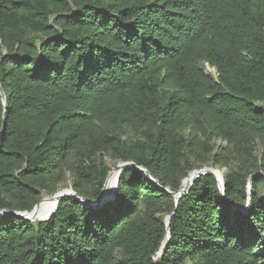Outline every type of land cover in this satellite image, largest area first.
Wrapping results in <instances>:
<instances>
[{
	"label": "trees",
	"instance_id": "16d2710c",
	"mask_svg": "<svg viewBox=\"0 0 264 264\" xmlns=\"http://www.w3.org/2000/svg\"><path fill=\"white\" fill-rule=\"evenodd\" d=\"M107 159L161 187L1 217L0 264H264V0H0V210L96 202ZM204 167L224 199L209 174L175 204Z\"/></svg>",
	"mask_w": 264,
	"mask_h": 264
},
{
	"label": "water",
	"instance_id": "95a60500",
	"mask_svg": "<svg viewBox=\"0 0 264 264\" xmlns=\"http://www.w3.org/2000/svg\"><path fill=\"white\" fill-rule=\"evenodd\" d=\"M128 168H138L141 171H143L148 178L158 187H161L159 182L154 179L146 170L137 167L134 163L132 162H119L116 167L114 168V170H116L117 172V178H116V182L115 185L112 189V192H106V183L108 180V177L110 175V173L108 174L106 181L104 183V186L102 188L101 194L99 199L96 202L90 201V200H85L82 197H80L78 194H76L72 188L69 189H61L58 192L52 194V195H44L43 198L41 199V201L30 211V212H15V211H9V210H0V218L1 217H11V218H15V219H21L24 221H29V222H35V221H39V222H45L48 221L49 219L52 218V216L54 215L58 203L65 197L67 196H71L76 198L79 202L85 204L87 207H90L92 209H98L101 208L103 205H105L107 202H110L114 199L115 195H116V191H117V186H118V182L120 179V175L121 173L128 169ZM213 175L220 187V190L222 192V198L224 199V195H223V187H224V181H223V175L222 172H220L217 169H214L213 167H204L198 170H194L188 173L187 177L184 178L181 182V185L179 187V189L176 192H170L168 189H165V191L167 193H169L175 201V204L178 203V201L187 194V192L189 191V189L191 188L192 184L194 183V181L199 178L202 175ZM259 175H263V173L259 172L257 174H254L252 176L249 177L248 179V185H247V194L248 197L250 198L251 195V188H252V180ZM44 199H51L54 203L52 210L44 215V216H38L36 210L39 206V204L44 200ZM246 207L243 208H238L235 207V209H241L244 210ZM170 219L171 216L167 217L165 220V224H166V228H167V234H166V241L162 247V249L160 250L159 254L157 256H161L163 254V251L167 245V242L170 238L169 236V224H170Z\"/></svg>",
	"mask_w": 264,
	"mask_h": 264
},
{
	"label": "bare ground",
	"instance_id": "6f19581e",
	"mask_svg": "<svg viewBox=\"0 0 264 264\" xmlns=\"http://www.w3.org/2000/svg\"><path fill=\"white\" fill-rule=\"evenodd\" d=\"M117 178V172L116 170H113L110 172V175L108 177L107 183H106V192H112V189L115 185ZM53 201L51 199H44L38 206L36 212L38 216H44L48 214L52 208H53Z\"/></svg>",
	"mask_w": 264,
	"mask_h": 264
},
{
	"label": "rangeland",
	"instance_id": "374dc122",
	"mask_svg": "<svg viewBox=\"0 0 264 264\" xmlns=\"http://www.w3.org/2000/svg\"><path fill=\"white\" fill-rule=\"evenodd\" d=\"M206 72H208V73H211V74H215V69H213V68H210L209 66H207L206 67ZM220 146H222V144L220 143L219 144ZM107 163L109 164V166H110V172L111 171H113L114 170V168L116 167V165L119 163H115V162H113L111 159H107ZM109 172V173H110ZM220 172H224V170H222V171H220ZM69 188H71V187H66V188H62V189H69ZM61 190V189H60Z\"/></svg>",
	"mask_w": 264,
	"mask_h": 264
}]
</instances>
